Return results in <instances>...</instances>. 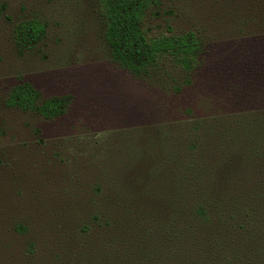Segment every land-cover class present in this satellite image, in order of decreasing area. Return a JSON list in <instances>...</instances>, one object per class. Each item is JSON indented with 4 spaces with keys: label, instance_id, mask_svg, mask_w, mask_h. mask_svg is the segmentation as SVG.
Returning <instances> with one entry per match:
<instances>
[{
    "label": "rangeland",
    "instance_id": "374dc122",
    "mask_svg": "<svg viewBox=\"0 0 264 264\" xmlns=\"http://www.w3.org/2000/svg\"><path fill=\"white\" fill-rule=\"evenodd\" d=\"M164 2L192 74L120 68L97 0H0V264H264V0ZM21 83L72 103L6 107Z\"/></svg>",
    "mask_w": 264,
    "mask_h": 264
},
{
    "label": "trees",
    "instance_id": "16d2710c",
    "mask_svg": "<svg viewBox=\"0 0 264 264\" xmlns=\"http://www.w3.org/2000/svg\"><path fill=\"white\" fill-rule=\"evenodd\" d=\"M96 10L110 57L123 70L141 77L153 74L166 63L187 74L198 69L203 51L201 41L192 32L176 34L170 19L174 12L164 0H97ZM163 20L165 24L161 25ZM45 29L29 20L16 24L14 39L18 51L36 47ZM71 103L70 97L44 98L28 83L14 87L5 100L8 108L31 112L48 120L62 117ZM195 211L197 218H206L203 207Z\"/></svg>",
    "mask_w": 264,
    "mask_h": 264
}]
</instances>
